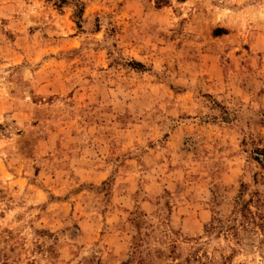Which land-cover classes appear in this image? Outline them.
Wrapping results in <instances>:
<instances>
[{
    "label": "clouds",
    "instance_id": "1",
    "mask_svg": "<svg viewBox=\"0 0 264 264\" xmlns=\"http://www.w3.org/2000/svg\"><path fill=\"white\" fill-rule=\"evenodd\" d=\"M261 141L264 0H0V264H264Z\"/></svg>",
    "mask_w": 264,
    "mask_h": 264
},
{
    "label": "rangeland",
    "instance_id": "2",
    "mask_svg": "<svg viewBox=\"0 0 264 264\" xmlns=\"http://www.w3.org/2000/svg\"><path fill=\"white\" fill-rule=\"evenodd\" d=\"M261 143H264V141H261ZM254 151H260L259 149H254Z\"/></svg>",
    "mask_w": 264,
    "mask_h": 264
}]
</instances>
